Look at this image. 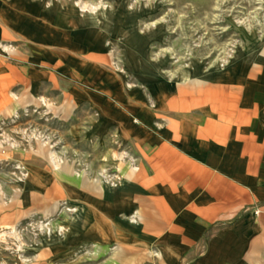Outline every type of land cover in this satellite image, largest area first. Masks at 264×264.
<instances>
[{"label": "rangeland", "instance_id": "374dc122", "mask_svg": "<svg viewBox=\"0 0 264 264\" xmlns=\"http://www.w3.org/2000/svg\"><path fill=\"white\" fill-rule=\"evenodd\" d=\"M0 21L10 28L0 56L44 79L33 95L14 86L0 97L10 106L0 117V264H113L65 246L80 206L64 192L44 204L36 171L122 183L138 159L115 133L113 105L137 90L150 107V87L264 60V0H0Z\"/></svg>", "mask_w": 264, "mask_h": 264}, {"label": "crops", "instance_id": "0c3cea01", "mask_svg": "<svg viewBox=\"0 0 264 264\" xmlns=\"http://www.w3.org/2000/svg\"><path fill=\"white\" fill-rule=\"evenodd\" d=\"M9 31L0 21V40L8 41ZM41 80L40 72L0 56L3 100L14 86L22 87L19 95L35 94ZM150 95V107L137 90L128 103L113 105L115 133L138 159V170L125 168L122 183L76 179L69 169L62 176L36 171L45 182L34 191L43 192L44 204L64 192L80 206L65 246L111 256L113 264L153 256L164 264L216 256L264 264V60L238 72L162 83ZM8 107L0 104V117Z\"/></svg>", "mask_w": 264, "mask_h": 264}]
</instances>
